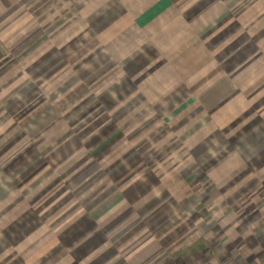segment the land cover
Instances as JSON below:
<instances>
[{"label":"rangeland","instance_id":"rangeland-1","mask_svg":"<svg viewBox=\"0 0 264 264\" xmlns=\"http://www.w3.org/2000/svg\"><path fill=\"white\" fill-rule=\"evenodd\" d=\"M174 1L172 10L183 16L177 39L136 26L133 6L141 2L54 0V35L42 50L45 57L54 52L53 65L31 64L35 49L16 61L14 41L4 42L0 165L16 174L31 164L0 203V264H88L103 258L99 250L90 258L81 251L74 255L79 241H55L54 236L66 239L54 226L58 193V214L87 197L92 216L82 230L111 237L107 252L119 249L111 264H210L216 251L223 263L230 237L241 246L264 232V221L256 223L264 219V130L237 145L249 128L264 123V82H243L208 109L197 96L212 82L194 65L201 62L197 56L203 58V45L218 46L225 36L216 28L208 33L205 25L218 24L226 9L252 12L248 19L228 18L229 25L238 29L245 21L251 49L258 44L263 52L264 1ZM206 3L210 17L203 20L195 11ZM21 8L18 14L34 17L35 8ZM34 20L50 22L44 14ZM179 59L187 62L182 72L176 69ZM46 105L57 110V120L37 134L25 133V121ZM38 152L43 158L32 162ZM202 155L208 157L201 163ZM132 184L140 186L109 194ZM77 221L82 226L84 220Z\"/></svg>","mask_w":264,"mask_h":264},{"label":"crops","instance_id":"crops-1","mask_svg":"<svg viewBox=\"0 0 264 264\" xmlns=\"http://www.w3.org/2000/svg\"><path fill=\"white\" fill-rule=\"evenodd\" d=\"M224 1L234 2L239 0ZM132 2H134L135 4L141 2L140 4H142L136 9L135 5L133 6L134 10L137 11L135 24L138 28L148 29L152 26L155 27L156 32L162 33L160 37H164L163 34H165V36L168 34L170 38L177 39L178 35H180L181 33L179 27L182 24L181 21H183V16L181 15V13H178L176 11L177 9L172 10V6L175 2L174 0H132ZM21 6L23 8L25 6L29 7L28 9L35 8L34 17L27 18L28 13H26V17L23 18L22 16L25 15L18 14L22 9ZM206 6L207 3L203 5L202 8L195 11V14L198 13V16H200V18L203 20L210 17V15H208V13L210 12H208V10H205ZM53 8L54 0H0V43L2 45H0V51H2V47H4V42H6L7 40L8 42L14 41L10 48H15V46H17L16 55L18 56V58L16 61H19L21 58H29L27 57V54L32 49H35V58L34 61L31 62V64H34L36 66L53 65L54 52L51 51V56L47 57L43 56L42 53L44 45L49 42V38H52V36L54 35V21H51L54 20V14H50ZM139 9H141V11H139ZM238 11V9L223 10V13L218 14V19L221 18L218 24L212 27V25H214L215 23L213 22L212 24H209V22L207 21V24L205 25V29L210 30L208 33H211V31L216 28L220 33L225 34L218 46H216L215 44L203 45V58L200 59L197 56V60L201 62H196L194 64L195 67L201 69L199 74L202 73L206 76L203 79L212 82L207 90L203 91L200 95L197 96L201 101H203L204 106L208 107V109L216 107V105H218L223 98L230 97L235 94L241 88L243 82L249 83L250 87L251 83L253 82H264V49L263 52L259 51L258 44L255 45V49H251V29L249 25L245 23V21L241 22L242 25L238 26V29H236L234 26L229 25L228 18L241 17L243 19H248L251 16L250 13L252 14L250 10L240 11L239 14ZM43 14L48 19H50V22L45 23V26L43 25V23L39 22L40 18H38L39 21L34 20L35 17H39ZM30 23H33L34 26H28ZM235 30L242 31L241 36L236 35V33L238 32H235ZM204 38L206 40V36H204ZM156 43L162 42L156 40L155 44ZM52 49L54 50V46L51 47V50ZM28 50L30 51L28 52ZM39 51L41 52L39 53ZM192 55H195V53H192ZM1 56H3L2 52H0V57ZM216 57H218V59H216ZM191 58L192 57L190 55V61ZM171 59L172 57L169 59V61H174V59ZM22 63L26 65L25 63L27 62L23 61ZM177 63L179 64V67L176 68L178 69V71L181 70L182 72V70H185V67L187 65L186 60L179 59ZM174 65L176 66L175 63ZM156 72L163 73L161 69H158V71ZM22 73L23 71L19 72L20 77ZM22 89L23 88L19 89L20 92ZM19 96H21V94H19ZM197 97H193L192 99L195 100L194 98ZM190 102H192L191 99ZM57 114V110L53 105H46L45 107H41V109L36 110V112L31 115L30 119L25 121L22 129L27 134H37V132L47 129V127L53 125L58 118ZM263 130L264 123H257L255 126L249 128L248 132L244 134V137L240 139V142H238L237 145H242L246 142L248 143L252 138L254 139L257 134L260 136L263 133ZM258 146H261V140L259 141ZM207 155L200 156L197 161L201 163L203 161L205 162V156ZM42 158L43 156L41 152H38L32 157L31 160L32 162H34ZM28 163L29 161L27 163H24V165L21 166V169L19 167L16 174H11L8 169L0 165V203L10 197V195L13 194L14 190L17 189V185L15 183L16 177L19 176L18 174L21 175L23 171L26 170V167L31 164ZM138 186L140 185L132 184L131 186L125 187V189L120 188V190H110L109 194H116L118 191L124 194L129 190L136 191ZM142 190L143 189H139V191ZM103 192L104 194L107 193L105 192V190ZM111 195H108L103 200H108ZM59 196L60 194L58 193L54 197V204L56 203L54 214H56L57 216L54 218V226L56 227L57 231L61 228L62 232L60 234L61 236H66V239H60L59 241L58 236H54L56 238L55 241L60 243L65 241L70 242L69 246L79 241L78 244L72 247L76 248L74 250V255L77 256L79 254V251H81L84 255L83 258H90L92 257L91 255H94L91 254L92 252L95 253L99 250L101 252L100 258L102 255H104L103 258H101L100 261H94L92 263L89 262L88 264H111V261H109L108 259L113 257L115 254L119 255V249L110 250V253L107 252L108 250H106L107 248H109L108 241L111 242V237L103 233V231L101 230H96L97 232L94 231L92 234L89 233L91 230L90 228L82 230V227L90 226L89 221L90 216H92L86 211L89 205V203L86 205L87 200L85 201V199L87 197L84 195L82 200H80V202H82H79V204H76L75 207H72V210L70 212L67 211V213H62L66 206L63 207L60 212L62 213V215L59 217L60 213L58 214L57 205L60 200ZM120 199L123 200V197H120ZM118 200L119 199H117L116 203L114 204L115 206L120 204ZM72 202L75 203L76 200L71 201L70 203ZM68 204L65 203L64 205L68 206ZM50 209L54 210V206H52ZM93 209L94 207L90 209V212ZM116 209L117 207H111L108 211H114L115 213ZM121 209L119 212H121ZM116 215L118 217L120 216V214ZM80 218L84 220L82 226L77 225V220ZM262 221H264V219H259L256 223L259 222L260 226V223ZM86 233L89 234L86 235ZM57 235L59 234L57 233ZM243 240L244 242H246V244L235 246V241L230 237L231 248L221 253V258L225 259L224 262L221 263L219 261L220 255L219 252L216 251V254H214V259L210 260V264H264V232L260 235L254 234L252 236H249V238L246 237ZM227 242H229L228 237ZM56 246L58 247V245H55L54 247ZM113 264L118 263L114 262Z\"/></svg>","mask_w":264,"mask_h":264}]
</instances>
